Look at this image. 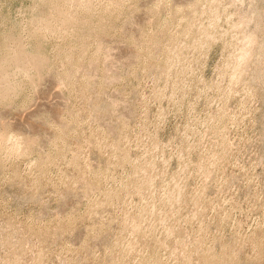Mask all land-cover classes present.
I'll return each mask as SVG.
<instances>
[{"label":"rangeland","instance_id":"374dc122","mask_svg":"<svg viewBox=\"0 0 264 264\" xmlns=\"http://www.w3.org/2000/svg\"><path fill=\"white\" fill-rule=\"evenodd\" d=\"M64 1L0 0V264H264V0Z\"/></svg>","mask_w":264,"mask_h":264},{"label":"bare ground","instance_id":"6f19581e","mask_svg":"<svg viewBox=\"0 0 264 264\" xmlns=\"http://www.w3.org/2000/svg\"><path fill=\"white\" fill-rule=\"evenodd\" d=\"M58 1V0H57ZM60 1V0H59ZM94 1L95 0H67V2L68 3H70V6H72V5H74V6H80V9L81 8H83V9H89L90 10V8L92 7V3H94ZM104 1V0H103ZM109 1V0H108ZM108 1H107V3H108ZM125 0H121V2L120 1H118V0H115V1H110V3L109 4H103V5H106L107 6V8L106 9H108V10H113V9H117L120 5H121V3L122 2H124ZM63 2V1H62ZM64 2H66V0L64 1ZM66 2V5H68V3ZM101 3V2H100ZM60 5H61V3H59ZM59 4H57V5H59ZM98 4V3H97ZM123 4V3H122ZM95 5V4H94ZM124 5V4H123ZM62 6V5H61ZM54 7H56V5L54 6ZM60 7V6H59ZM59 7H58V9H57V11H59V10H61V8L59 9ZM63 7H64V4H63ZM73 7V6H72ZM95 7V6H94ZM101 7V6H100ZM74 8H76V7H74ZM96 8V7H95ZM103 8H105V6L103 7ZM121 8V7H120ZM79 9V10H80ZM94 9V8H93ZM97 9H98V7H97ZM36 10V9H35ZM53 10V14L55 13L54 12V9H52ZM55 10H56V8H55ZM64 10V9H63ZM96 10V9H95ZM107 10V11H108ZM73 11H74V9H73ZM76 11V10H75ZM74 11V12H75ZM84 11V10H83ZM88 11V10H87ZM97 11V10H96ZM99 11V10H98ZM110 11H108L107 13H110ZM70 12V11H69ZM68 12V13H69ZM79 13H81L80 11H78ZM91 12H92V10H91ZM104 12V11H103ZM102 12V13H103ZM216 12V11H215ZM67 13V14H68ZM73 13V12H72ZM77 13V12H76ZM88 13V12H87ZM90 13V12H89ZM94 13V12H93ZM99 13V12H98ZM105 13V12H104ZM253 13H256L255 11L253 12ZM253 13H251V14H249L247 17H246V20L248 21V20H250L251 18H252V15H253ZM57 15H53L52 16V14H51V18L50 19H44V18H40L39 20H36V23H35V25L37 24L38 25V27L40 26L41 27V29L42 30H44L42 33H44V32H49V33H52V34H57L58 36H60V35H66V34H68L69 33V28H68V26H69V23H68V25H67V21H69L70 19H72L71 17H72V14L71 15H66V14H64V13H62V11L61 12H58V13H56ZM78 14V13H77ZM91 14V13H90ZM101 14V13H100ZM122 14V13H121ZM80 15V14H79ZM78 15V16H79ZM92 16V15H91ZM111 16V15H110ZM258 16H259V14H258ZM74 17V16H73ZM108 17V16H107ZM32 19H33V17H32ZM36 19V18H35ZM55 19H60V22H58V23H56V21H55ZM78 19H79V17H78ZM34 20V19H33ZM81 20V19H80ZM72 21V20H71ZM70 22V21H69ZM77 23V22H76ZM71 24V23H70ZM75 24V23H74ZM87 24V23H86ZM35 25H33V26H35ZM73 25V24H72ZM76 25V24H75ZM37 27V28H38ZM39 27V28H40ZM78 27V26H77ZM35 28V27H34ZM73 28H75L74 26H73ZM95 28V27H94ZM36 29V28H35ZM205 29V28H204ZM37 30V29H36ZM39 31H40V29H39ZM191 31V30H190ZM34 32V31H33ZM70 32H71V29H70ZM31 33V32H30ZM86 33V32H85ZM204 34V33H203ZM30 35V34H29ZM42 35H44V34H42ZM50 35V34H49ZM18 36V35H17ZM46 36V35H45ZM57 36V37H58ZM87 36V35H86ZM174 36H176V35H174ZM251 36V35H250ZM43 37V36H42ZM65 37V36H64ZM89 37V36H88ZM206 37V36H205ZM247 37H249V36H247ZM19 38V37H18ZM204 38V37H203ZM250 38H252V37H250ZM20 39V38H19ZM29 39V38H28ZM208 39H210L209 38V36H208ZM208 39H206V43H207V41H208ZM16 40V39H15ZM44 40H46V38L44 39ZM20 41V40H19ZM201 41H204V39L203 40H201ZM209 41H211V40H209ZM12 42H13V40H12ZM37 42V41H36ZM41 42V41H40ZM205 42H202V45L204 44L205 45ZM15 43V42H14ZM18 43V42H17ZM16 43V44H17ZM22 43V42H21ZM21 43L20 44H18L17 45V47L16 48H11V51L8 53V55H6V57L8 56V59H9V64L10 63H12L13 65L12 66H15L16 68L15 69H21V70H29V66H33L35 69H37V70H42V66H41V63L42 62H40V60H38L35 56H33V55H31L30 53H29V51H28V49H27V47H25V46H23V45H21ZM24 44V43H23ZM14 45V44H13ZM38 45V44H37ZM203 45V46H204ZM15 46V45H14ZM9 48H10V45L8 46ZM13 47V46H12ZM175 47V46H174ZM9 48H7V49H9ZM6 49V50H7ZM181 51V50H180ZM5 54H6V52H5ZM69 56V55H68ZM242 56V55H241ZM6 57L4 58V60L6 59ZM245 58V57H244ZM7 59L4 61V65L3 66H5L6 64H7ZM5 62H6V64H5ZM3 63V62H2ZM1 63V64H2ZM0 64V65H1ZM8 64V65H9ZM232 66V65H231ZM2 68V67H1ZM4 68V67H3ZM9 68H11L10 66L8 67V69ZM28 68V69H27ZM32 68V67H31ZM172 68V67H171ZM34 69V70H35ZM2 70V69H1ZM4 70V69H3ZM40 70V71H41ZM12 71V70H11ZM10 71V72H11ZM20 71V70H19ZM5 72V71H4ZM7 72V71H6ZM10 72H8V74L6 75L5 73V77H2V79L3 78H5L4 80H5V82H7L6 83V85L5 86H3L4 87V89L3 90H1L2 91V95L5 97V96H7V98H9L8 96H10L11 97V95L13 94H15L16 92H18L17 90L19 89H17V87L14 85V81H16L15 80V78H17L16 77V71H15V73L13 72V73H10ZM31 72V71H30ZM29 72V73H30ZM1 73H3V71L1 72ZM0 73V74H1ZM21 72H19V74H20ZM29 73H27V74H29ZM38 73H40V72H38ZM22 75H24V73L22 74ZM38 75H40V74H38ZM2 76V75H1ZM4 76V75H3ZM31 76V75H30ZM30 76H29V78H30ZM235 76V75H234ZM239 76V75H238ZM23 77V76H22ZM28 77V76H27ZM21 78V77H20ZM241 78V77H240ZM2 79H1V82H2ZM233 79V78H232ZM34 80V79H33ZM241 80V79H240ZM18 81V80H17ZM4 82V81H3ZM237 82V81H236ZM1 84H3V83H1ZM5 84V83H4ZM17 85V84H16ZM1 86V85H0ZM18 87H20V86H18ZM1 88V87H0ZM20 90V89H19ZM0 91V92H1ZM12 95V96H13ZM1 96V95H0ZM2 98V97H1ZM12 98V97H11ZM2 131V130H1ZM4 132V131H3ZM2 133V132H1ZM0 133V134H1ZM2 135V134H1ZM3 136V135H2ZM2 136H0L1 138H2ZM10 137V136H9ZM3 138H4V136H3ZM7 138H8V136H7ZM7 138H5V139H7ZM17 138V137H16ZM16 138H13L14 140L16 139ZM18 139V138H17ZM13 140V141H14ZM0 142H1V145L2 146H0V147H2V149H4V150H6L5 152L7 153V154H9V155H13V154H16L17 152H19V150L22 148V146H21V148H19L20 146L19 145H17L16 143V141H15V143H9V144H7L6 142V140L4 141V140H0ZM22 143V142H21ZM19 144H20V142H19ZM23 144V143H22ZM21 144V145H22ZM25 144V143H24ZM24 146V145H23ZM26 147V146H25ZM3 150V151H4ZM1 152H3L2 150H0ZM21 151V150H20ZM5 154V153H4ZM19 155V154H18ZM14 156V155H13ZM180 191V190H179Z\"/></svg>","mask_w":264,"mask_h":264}]
</instances>
